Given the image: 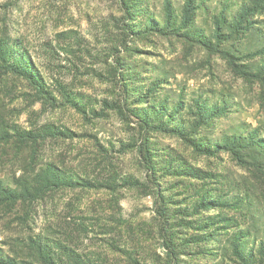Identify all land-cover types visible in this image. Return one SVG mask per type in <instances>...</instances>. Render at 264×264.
Wrapping results in <instances>:
<instances>
[{
	"label": "rangeland",
	"instance_id": "1",
	"mask_svg": "<svg viewBox=\"0 0 264 264\" xmlns=\"http://www.w3.org/2000/svg\"><path fill=\"white\" fill-rule=\"evenodd\" d=\"M0 264H264V0H0Z\"/></svg>",
	"mask_w": 264,
	"mask_h": 264
},
{
	"label": "trees",
	"instance_id": "2",
	"mask_svg": "<svg viewBox=\"0 0 264 264\" xmlns=\"http://www.w3.org/2000/svg\"><path fill=\"white\" fill-rule=\"evenodd\" d=\"M10 67V69L11 70H13V71H16V72H20V73H24V74H26L27 75V78H30L31 80L32 79H34L35 80V78L32 76H30V75H28V73L27 72H25L24 70H22V69H20L19 67H14V66H9ZM57 178V177H56ZM68 182H70V183H67V185H73L74 184V182L73 181H68Z\"/></svg>",
	"mask_w": 264,
	"mask_h": 264
}]
</instances>
